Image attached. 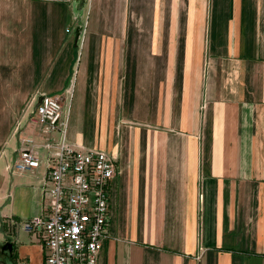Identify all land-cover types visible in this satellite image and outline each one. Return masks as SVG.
<instances>
[{
	"label": "crops",
	"instance_id": "obj_1",
	"mask_svg": "<svg viewBox=\"0 0 264 264\" xmlns=\"http://www.w3.org/2000/svg\"><path fill=\"white\" fill-rule=\"evenodd\" d=\"M74 2L0 0L12 264H44L20 226L45 209L41 145L60 137L31 121L43 94L62 95L68 142L115 156L97 264H264V0H85V20ZM23 138L40 164L19 172Z\"/></svg>",
	"mask_w": 264,
	"mask_h": 264
},
{
	"label": "built area",
	"instance_id": "obj_2",
	"mask_svg": "<svg viewBox=\"0 0 264 264\" xmlns=\"http://www.w3.org/2000/svg\"><path fill=\"white\" fill-rule=\"evenodd\" d=\"M41 96L35 103L33 118L30 115L31 121L39 124L44 134L59 132L60 137L48 138L41 145L48 152L45 209L22 220L20 226L42 240L44 264H97L110 220L109 185L117 173L115 156L68 142L69 110L65 111L62 95ZM35 100L32 96L27 108ZM22 144L13 164L19 172L40 164L35 142L23 138Z\"/></svg>",
	"mask_w": 264,
	"mask_h": 264
},
{
	"label": "water",
	"instance_id": "obj_3",
	"mask_svg": "<svg viewBox=\"0 0 264 264\" xmlns=\"http://www.w3.org/2000/svg\"><path fill=\"white\" fill-rule=\"evenodd\" d=\"M85 0H75L74 5L76 8H78V10L82 9L83 5H84ZM81 26H77L76 28V37L79 38L80 34H81ZM42 96H39L37 103H39L40 99ZM13 253V243L9 240L4 241L1 245H0V261L4 262V258L6 256L8 257H12Z\"/></svg>",
	"mask_w": 264,
	"mask_h": 264
},
{
	"label": "rangeland",
	"instance_id": "obj_4",
	"mask_svg": "<svg viewBox=\"0 0 264 264\" xmlns=\"http://www.w3.org/2000/svg\"><path fill=\"white\" fill-rule=\"evenodd\" d=\"M78 12L80 11V9L79 10H77ZM82 11V14H83V16H82V20H85L86 18H88L89 17V13H85V10H81ZM80 11V12H81ZM75 29V28H74ZM85 137H88L89 138V135H87L86 134V136ZM2 243H0V245H1ZM0 264H12V261H11V259L8 257V256H6L5 258H4V262H1L0 261Z\"/></svg>",
	"mask_w": 264,
	"mask_h": 264
},
{
	"label": "bare ground",
	"instance_id": "obj_5",
	"mask_svg": "<svg viewBox=\"0 0 264 264\" xmlns=\"http://www.w3.org/2000/svg\"><path fill=\"white\" fill-rule=\"evenodd\" d=\"M41 100V99H40Z\"/></svg>",
	"mask_w": 264,
	"mask_h": 264
},
{
	"label": "flooded vegetation",
	"instance_id": "obj_6",
	"mask_svg": "<svg viewBox=\"0 0 264 264\" xmlns=\"http://www.w3.org/2000/svg\"><path fill=\"white\" fill-rule=\"evenodd\" d=\"M13 254V253H12Z\"/></svg>",
	"mask_w": 264,
	"mask_h": 264
}]
</instances>
